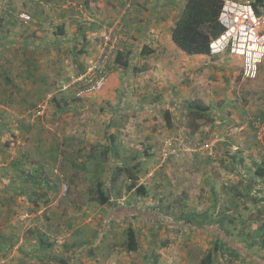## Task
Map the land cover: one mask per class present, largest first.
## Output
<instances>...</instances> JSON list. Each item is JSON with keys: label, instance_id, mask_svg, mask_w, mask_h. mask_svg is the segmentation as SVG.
I'll return each mask as SVG.
<instances>
[{"label": "rangeland", "instance_id": "obj_1", "mask_svg": "<svg viewBox=\"0 0 264 264\" xmlns=\"http://www.w3.org/2000/svg\"><path fill=\"white\" fill-rule=\"evenodd\" d=\"M7 1L5 0L4 3L6 4ZM84 2L85 0L75 2L77 8H80V13L75 15L79 21L75 27L81 31L82 27L87 29L91 27V24L100 27L98 19L91 15L98 12L90 5L89 8L86 7ZM102 3V0L96 2V9L100 10L99 5ZM142 4L134 5L138 10L144 11ZM126 6L127 11L133 7L131 2ZM15 17L16 21L27 25L17 18V15ZM31 18L29 24L34 23V19L37 20L32 15ZM49 20V18L46 19L47 24L50 23ZM115 25L119 28V23ZM119 31L121 32L122 29ZM94 37L99 44L100 33ZM12 51V48L0 50V264H44L37 260L28 261L19 256L20 249L25 250L26 253L29 249H34L37 246L36 240H39L41 236L50 243H65L63 250L82 251L81 247L71 245L72 234L69 225H75L77 220L92 223L91 226L94 228L89 230L88 236L91 242L96 239L101 240L100 245L93 249L95 255L101 256L97 264H108L105 256L112 249L118 250L120 255L130 257L131 264H142L141 255L146 258L147 264H200L219 239L206 238L195 225L188 228L180 219L189 217L192 213L203 214L207 211L211 215L212 213L217 215L227 208L231 209L230 212L233 211L232 199L236 197L234 189L238 187H240V195L250 191L245 199L238 196V199H242V209L244 208L245 211L242 220L234 216L236 217L235 225L226 223L225 227H221V231L214 229L212 232L228 233L230 239L236 242H241L243 236L253 235L256 226L249 222L257 215H264L262 211L258 214L256 209V206H264V198H259L264 195H257L256 200L251 203L249 197H253V193L250 188L249 190L247 188L248 184L252 186L250 179L252 181L258 179L255 176V170L257 165L263 162L261 146L255 143L257 146L248 148L234 139L231 129L219 130L214 123L202 122L201 129L196 133L197 137L192 138L193 150H187L190 156L183 158L182 164L179 163L180 161L174 162L172 156L175 157L179 151L184 152L181 136L185 133L180 131V134L176 136L180 142L175 145L177 142L175 136L171 134L169 136L167 131H164L169 125L163 113L144 114L145 117L139 115L144 118L136 119L134 115L130 117L126 113H117L116 108L111 111L105 106L101 107L100 103L104 102L100 101L103 98L100 96L96 98L95 95L84 100L86 101L84 107L76 108L78 103H65L66 98L61 95L69 93L72 89L68 87L72 81L70 78L62 79V81L51 80V83L49 81L47 93L38 97V91L26 90L31 86L25 77H22L23 71L21 76H18L20 81L13 78L10 69L14 72V67L7 65ZM28 52L31 53V49ZM78 56L81 57V53ZM90 59L83 60L82 65H87ZM3 62L5 64H1ZM21 68L17 66L15 71L19 74ZM33 76L37 78V71ZM128 82L122 80V91L127 92L133 86ZM35 85L38 83L33 82L32 89L36 87ZM132 92L133 90L128 93ZM196 98L198 96H195ZM43 99L45 102L49 100L46 114L42 118H35L28 112L33 111L35 105ZM117 101L118 99L115 100L114 105ZM8 105L12 110L7 114L2 113L1 110ZM24 107L27 110L23 112ZM171 119L172 124L174 121V123L187 125L185 113L171 114ZM140 121H143L142 125H146L142 129L146 137L150 135L151 125H154L153 127L157 128L155 131L166 140L161 144V154L149 159L151 166L145 168L146 174L144 170L141 174L132 170L138 176L137 186L147 185L148 193L146 196H141L134 191L131 197L127 194L130 191H126V184H123L122 177L112 185L110 178L94 176L99 173L95 169L96 163L98 165L100 160L105 161L103 154L92 157L97 160L96 162L88 158L80 161L83 155L79 154L87 148L86 139L90 134L89 130H82V128L87 127L86 125L91 127L93 123L96 125L109 122L129 124ZM247 123L250 127L249 120ZM94 132L96 133L94 137L100 138L103 130L96 128L91 133ZM227 137L229 139H226ZM83 138L84 140H81ZM72 140L73 146H71ZM244 141L247 140L244 139ZM211 142L216 143L213 154L206 149V144ZM146 144L147 141L139 140L129 148L135 151L139 148L141 154L145 156L148 150ZM235 147L237 149H234ZM194 154L197 157L192 160L195 157ZM235 154L238 158L233 160L231 157ZM176 158L180 159V156ZM117 162L118 160L112 155L111 175L115 173ZM145 163L147 164L148 161ZM237 165L239 166L237 171L231 168ZM14 170L21 172H18L19 175H14ZM140 175L144 177L141 178ZM98 178L106 181L105 188L111 198L115 199L113 206H102L98 201L92 200L97 197ZM126 180L128 187L132 182ZM258 185H262V182L260 181ZM116 198H119L126 207H132L133 216L125 215L126 211H123L120 217L121 223L111 221L114 205L119 203ZM248 203L250 205H247ZM86 204L92 206L88 207ZM136 209L144 212V215L135 216ZM147 219H152V222H148ZM130 226L136 230L139 243L138 251L132 254L127 250V230ZM215 234L218 233L215 232ZM257 240L259 242L260 238ZM221 251H225V254L218 253L215 264H245L242 260L243 256L235 258L227 252V247L223 246ZM64 256L61 257L64 261L71 262V257L65 254Z\"/></svg>", "mask_w": 264, "mask_h": 264}, {"label": "crops", "instance_id": "obj_2", "mask_svg": "<svg viewBox=\"0 0 264 264\" xmlns=\"http://www.w3.org/2000/svg\"><path fill=\"white\" fill-rule=\"evenodd\" d=\"M4 1L0 0V50L13 49L9 55V63H7V65L14 67V72L10 69L13 78L20 81L18 76H21V72L23 71L22 77L24 76L31 86V88L29 87L30 89L26 90L38 91V97H42L47 93L49 81L51 83V80L62 81V79L68 80L69 78L73 80L81 75L86 67V64L82 65L83 63L81 62L100 54L101 38L105 31L107 28L111 29L110 27H114L116 23H119V28L115 30V33L121 37L118 42V53L125 54L130 59V65L128 68H123L115 59V67L108 86L102 93L95 95L96 98L98 96L103 98L100 101L104 102L100 103L101 107L105 106V108L111 111L116 108L117 113H126L127 115L156 114L164 113L165 111H169L171 114H182L185 113V102L198 96L210 108V113L215 119L214 124L217 125L216 127L219 130L231 129L234 139L248 148L251 147L252 149L254 146H261L257 141L256 133L250 120L251 118H260L264 121V64L261 67L257 80L245 81L241 76L242 61L239 58L228 55L218 57L187 55L181 51L173 42L172 29L187 0H102L103 3L99 5L100 10L96 9L95 3L101 0H85L88 1V5L94 7V10L98 12V14L94 12L91 15L96 17L101 25H99L100 27H96L95 24H91V27L87 29L82 27V31L84 32L75 27V24L79 22L75 18V15L80 13L75 4L76 0H6V4ZM130 2L133 7L130 11H127L125 10L126 4ZM138 3H143L144 11L136 8L135 5H138ZM57 8L59 9L57 10ZM13 11L28 12L33 18H37V20L34 19V23L23 25L18 20H15ZM48 18L50 19L49 24L46 23V19ZM119 29H122V31L120 32ZM97 33H100L99 44L94 37ZM29 49H31V53L28 52ZM17 50L19 52H16ZM79 52L81 53V57L78 56ZM1 64H5V62ZM17 66L22 67L19 74L15 71ZM36 71L38 76L35 79L33 74ZM122 80L133 84L127 92L122 91ZM33 82L38 83L34 89H32ZM195 86H197L196 89H194ZM131 90L133 92L129 94L128 92ZM61 95L66 98L65 103H78L76 108L86 105L85 99L76 98L73 89L69 93H62ZM64 98L62 97V99ZM117 99L118 101L114 105ZM42 101L45 100L43 99ZM46 102L49 103V100ZM25 109L27 110L24 107L23 112ZM11 110V106L8 105L1 111L7 114ZM32 112L30 110L28 113L33 114ZM247 120L250 122V127ZM142 124L143 121L130 122L129 124L124 122H109L96 125L93 123L91 127L86 125L87 127H83L82 130H89L90 134H88L86 139L87 148L79 154L83 155L80 161L87 160L86 158H88L96 162L97 160L93 159L94 156L103 154L105 163L103 160H100L98 165L96 163L95 169L99 173L94 176L99 175L111 178L114 174L111 175L110 173L111 169H113V154L110 151L114 147V155L116 154L117 156L115 159L118 160L116 163L117 169L129 168L135 173L139 172V174L144 170V174H146L147 169L145 170V168L151 166L149 159L161 154V144L166 138H162L155 131L157 128L153 127L154 125H151L150 135L146 137L142 131L146 125ZM210 126L213 128L212 125ZM96 128L97 130H103L100 138L94 137L96 135L95 132V134L91 133ZM164 131H167L169 136L170 134L171 136H175V138L180 134V131L185 133L181 136L184 152L179 151L175 157L172 156L174 162L180 161L179 163L182 164L183 158L190 156V152L187 150H193L194 144H192V140L198 134L192 136L184 124L174 123V121L172 127H167ZM245 135L247 138H245ZM226 139L229 138L227 137ZM244 139L247 141H244ZM81 140H84V138ZM139 140L147 141L146 146L148 150L145 156L141 154L139 148L136 151L129 148V146L135 145ZM176 140L175 145L180 142V139L176 138ZM73 144L72 140L71 146ZM234 149H237V147ZM133 153L135 154L132 155ZM176 156H180V159L176 158ZM196 157L197 155L192 160L196 159ZM231 158L235 160L238 157L235 154ZM228 159L230 158L228 157ZM249 160L251 162V158ZM147 161L148 163L146 164L145 162ZM231 168L237 171L239 166L237 165L235 168L232 166ZM18 172L21 171L14 170V175H17ZM134 175L136 176V174ZM143 175H140L141 178L144 177ZM127 176L129 175L123 172L118 179L123 178V184H126V191H130L127 194L132 197L135 189H128L126 179L129 182L131 180ZM260 181V179L255 181L250 179L249 181L252 185L250 189L253 193V197H249L251 203H253V200H256L257 195H264V183L261 181L262 185H258ZM116 183H112V185ZM239 189L240 187L234 189L236 197L232 199V208L236 201H238L237 196L241 194ZM259 198L263 199L264 196H260ZM114 200L111 198L110 203L105 206H113ZM116 201L117 203L119 201V203L114 205L112 222L121 223L122 219L120 217L123 215V211H126L125 215L133 216V212H131L132 207L123 205L124 203H121L119 198H116ZM86 205L88 207L92 206ZM247 205L250 204L248 203ZM242 206L241 204L236 210L233 208L231 212L229 208L224 209V211L227 210L229 212L227 213L228 215L233 214L237 218L239 217L240 220L243 217V212H245ZM256 209L259 214L260 211H264V206H256ZM136 211L142 212L137 209ZM117 215L119 217H116ZM147 221L152 222L151 219H147ZM249 223H252L256 228L262 226L264 224V215H257ZM91 224L90 221L83 223L77 220L75 225H69L72 234L71 245L72 247H81L82 251L74 250L69 252L63 250L65 247L63 244L65 243L59 242H51L52 248L54 247V250H52V248L44 246V239L41 236L39 240H36L37 246L34 249H29L27 253L25 250L20 249L19 256L28 259V261L37 260L44 264H97V261L100 260V255H95L93 249L100 245L101 240L90 241L91 238L88 237L89 230L94 228ZM185 225L188 228L193 227L189 224ZM214 226V228L209 225L200 226L201 228L199 229L206 238L215 237V240L218 238L224 241L227 252L231 254V248H233L237 252L235 258L238 259V257L243 256V263L264 264V248L259 244L249 246L246 236L242 237L243 240L241 242L233 241L230 239L228 233L226 234L222 231L219 234L222 230L219 225ZM214 229L221 230L212 232ZM255 231H253V235ZM215 232L218 234H215ZM102 236L101 239L103 240ZM219 253L222 255V253L225 254V251ZM64 254L72 258L71 262H66L61 258L65 257ZM120 254L118 250L112 249L105 256L108 264H131L130 257ZM141 256L142 264H147L146 258L143 255Z\"/></svg>", "mask_w": 264, "mask_h": 264}, {"label": "trees", "instance_id": "obj_3", "mask_svg": "<svg viewBox=\"0 0 264 264\" xmlns=\"http://www.w3.org/2000/svg\"><path fill=\"white\" fill-rule=\"evenodd\" d=\"M250 1L252 2L257 13H261V9L263 7V0ZM84 4H86V7L89 8L88 1H85ZM222 5L223 0H187L181 14L175 22L174 28L172 29V39L175 45L187 55H208L210 53L211 42L214 39L218 38L224 32V28L219 22V14L221 12ZM78 9L80 10L79 7ZM17 12L18 11L14 12V17L18 14ZM28 14L31 15L30 13ZM124 55L123 53H118L116 57V62L121 67L128 68L130 65V59L127 58L126 55ZM184 109L187 118L186 127L190 131L191 135H195L201 129L202 122H208L212 124L215 121L212 114L210 113V108L199 98L186 101L184 104ZM163 114L165 117V121L167 122L169 127H171V113L169 111H165ZM134 116H136V119H143L145 117L141 114L140 116L144 117H140L139 115L135 114ZM110 152H112L114 157H117L116 154L114 155V147L111 148ZM123 172L129 175L128 177L132 182L128 186V189H135V191L141 196H146L148 193L147 187L144 185L137 186L138 177L135 176L132 170H130L129 168H123L121 170L119 168H116V171L114 173L115 176L113 175L110 178V181L112 183H116ZM255 176L264 183V162L257 165L255 170ZM105 185L106 181L103 180V178H98L96 191L97 197L92 198V200H96V202L98 201L102 206L108 205L111 199V196L109 195L110 193L108 194ZM250 187L251 186H249L248 184L247 189L249 190ZM247 196L248 192L244 195L239 194V198L245 199V197ZM241 201L242 199H238V201H236L233 207L235 209L240 207L242 204ZM136 215L143 216L144 212L140 213L135 211V216ZM180 221L184 222V224H189L192 226L195 225L197 228H201L200 226L205 225H219L220 227H225L226 223L231 226L235 225L236 217H234L233 214L228 215L227 210L221 211L217 215H214L213 213L211 215L209 212L206 211L203 214L192 213L189 217H185L182 220L180 219ZM254 234L255 235L246 236V240L248 241L249 246H255L256 244H259L262 248H264V224L258 227ZM258 238H260L259 242L257 240ZM43 244L45 247L47 246L50 249L52 248V244L46 240H43ZM225 245L226 243L224 241H217L214 244L213 248L202 259L200 264H215L217 254L221 252L222 247ZM138 249L139 243L137 238V232L134 227L130 226L127 230V250L129 252H136L138 251ZM231 250V255L237 256V252L233 250V248H231Z\"/></svg>", "mask_w": 264, "mask_h": 264}, {"label": "built area", "instance_id": "obj_4", "mask_svg": "<svg viewBox=\"0 0 264 264\" xmlns=\"http://www.w3.org/2000/svg\"><path fill=\"white\" fill-rule=\"evenodd\" d=\"M25 24L32 20L26 12L17 14ZM219 22L224 32L210 44V57L228 55L242 61L241 76L245 81L257 80L264 64V0L261 13H257L250 0H223ZM105 31L101 38L100 54L91 58L84 72L74 78L68 87L78 99H87L102 93L109 84L121 37L115 33L116 25ZM48 103L42 101L33 110L35 118L46 114ZM252 127L264 157V121L251 118ZM216 143L206 144L207 151L215 152Z\"/></svg>", "mask_w": 264, "mask_h": 264}]
</instances>
